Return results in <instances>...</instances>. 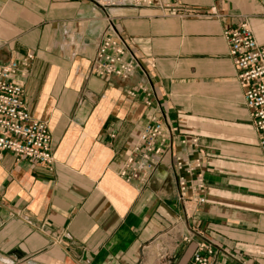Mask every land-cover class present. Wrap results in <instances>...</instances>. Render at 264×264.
<instances>
[{"label":"crops","instance_id":"0c3cea01","mask_svg":"<svg viewBox=\"0 0 264 264\" xmlns=\"http://www.w3.org/2000/svg\"><path fill=\"white\" fill-rule=\"evenodd\" d=\"M118 1L0 0V66L32 55L14 79L53 153H0V264H186L201 242L213 264H264V153L223 37L246 22L264 44V0ZM107 19L140 65L127 80L90 74ZM140 82L151 96L129 97ZM150 116L169 151L127 181ZM176 159L200 166L186 176Z\"/></svg>","mask_w":264,"mask_h":264},{"label":"built area","instance_id":"2783aa9c","mask_svg":"<svg viewBox=\"0 0 264 264\" xmlns=\"http://www.w3.org/2000/svg\"><path fill=\"white\" fill-rule=\"evenodd\" d=\"M123 1L126 0H119L117 3ZM135 3L154 7L161 5V0H135ZM114 4L111 3V6ZM164 7L168 9L170 15L178 11L175 7L170 8L166 5ZM107 23L102 40L89 64L90 74L100 79L117 77L127 80L140 65L128 50L123 38L116 33L111 20L107 19ZM223 37L235 68L237 82L243 90V105L257 135V147L264 153V44L256 41L246 22L224 31ZM31 59L32 55H29L21 62L15 60L0 66V153L8 152L14 155L16 160L24 159L30 163L51 166L53 153L48 126L29 114L23 102L22 83L14 79L19 72V66L27 68ZM136 93H142L148 98L151 96L148 86L142 82L126 92L129 97H135ZM145 104L150 106V100L147 99ZM169 140L165 123L154 116L148 117L132 147V155L126 159L120 175L127 181L133 178L148 180L169 151ZM196 142L197 139L194 138L192 144L195 145ZM193 163L188 164L176 159L175 167L186 176H190L194 169L200 166L198 161ZM186 188V178L179 177L180 199L185 197ZM195 189L202 194L199 202L204 203L206 188L201 179L197 180ZM196 249L186 264H213L211 257L214 255V249L210 243L201 242Z\"/></svg>","mask_w":264,"mask_h":264}]
</instances>
